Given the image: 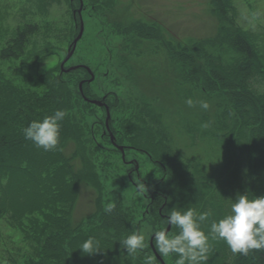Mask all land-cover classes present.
<instances>
[{
  "label": "trees",
  "instance_id": "obj_1",
  "mask_svg": "<svg viewBox=\"0 0 264 264\" xmlns=\"http://www.w3.org/2000/svg\"><path fill=\"white\" fill-rule=\"evenodd\" d=\"M211 4L218 17L215 32L180 45L175 40H168L165 50L169 61L178 68L174 67L175 72L171 73L175 85L179 83V88L188 92L192 87L199 89L204 99L213 102V118L207 112L200 114L195 110L186 115L180 110L171 113L170 106L164 109L158 105L160 102H155L159 96L150 99L127 96V102L122 94L115 95V101L111 102L108 98L112 90L104 96L111 111L110 128L117 144L127 149H131L130 146L140 148L162 169L160 177L145 182L144 195L150 202L148 213L153 224L165 222L164 216L172 207L194 208L197 212L209 213L203 224L206 233L213 220L229 212L232 201L228 199H235L238 194L261 197L264 185L261 181L264 172V91L255 87L258 77L264 80V49L255 34L239 24L230 0H211ZM150 26L160 28L159 34L165 35L154 21L141 19L140 23L124 28L123 32L132 35L129 34L122 46L130 48V43L142 34L144 37L155 36ZM40 30V22L36 21L18 26L15 35L0 50V58L21 59L32 37ZM155 50L154 54L160 58V50ZM118 58L115 70L107 73L115 83L113 75L118 74L117 69H124L128 57L124 54ZM68 75L57 76L45 91L19 88L2 76L8 93V97H0V182L1 179L9 182L4 192L5 188L11 190L14 182L22 179L25 180L23 185L33 183L36 178L34 167L43 162L53 164L51 171L41 173L47 181L52 179L50 187L39 189V199L28 210L26 202L17 205L10 202V198L0 202V211L4 214L11 208L17 211L9 218L18 223L27 211H43L41 217L33 214L29 218L32 225L27 224L22 230L28 243L21 252L19 246L4 247L9 253L5 257L0 249L3 264H142L141 258L128 257L126 252L122 254L119 242L130 234L133 226L139 230L140 223H133L132 217L128 222L123 216L119 193L113 190L105 194L102 171L98 168L100 163L104 169L117 166L119 172L120 167L113 164L112 159L121 150L102 129L103 120L97 121L94 127L89 125V103L83 99L80 90L71 89L73 77L69 80L65 78ZM86 76L90 78V75ZM89 84L83 85V94L99 99L89 91ZM56 110L67 113L61 122L60 145L56 151L44 152L25 139L23 129L32 120H43ZM101 131V139H98L97 134ZM126 141L128 145H124ZM106 143L112 148H107ZM72 144L73 149L68 154L66 149ZM129 172L127 178L131 181L133 174L131 170ZM236 181L238 187H235ZM84 184L95 189V206L89 214L75 219L74 209ZM26 187L23 186L22 191L19 187V193L23 195ZM48 190L55 195L50 197ZM107 195L106 203L104 197ZM63 197L69 202L68 207L61 206ZM108 203L115 204L110 213L105 212ZM147 216L145 212L144 219ZM170 231L178 234L179 229ZM89 237L96 238L105 250L96 255H83L78 246ZM210 246L207 264H264V250H254L245 257L232 253L220 240L210 239ZM151 249L148 246L146 251L151 253ZM170 258L171 264H175V257ZM156 264H161L157 258Z\"/></svg>",
  "mask_w": 264,
  "mask_h": 264
},
{
  "label": "rangeland",
  "instance_id": "obj_2",
  "mask_svg": "<svg viewBox=\"0 0 264 264\" xmlns=\"http://www.w3.org/2000/svg\"><path fill=\"white\" fill-rule=\"evenodd\" d=\"M230 1L235 7L239 24L254 33L256 40L260 41L261 47L264 49V0ZM80 8L81 15L78 13ZM81 16L84 22L83 36L79 40L73 56L64 64L65 70L71 67H75V69L64 71L62 64L74 39L80 32ZM141 19L149 22L154 21L163 29L165 35L159 34L160 28L156 29L155 26H150L151 31L155 32V36L146 35L144 37L142 34L141 37L135 38L130 43L132 49L129 46L124 48L123 43L130 37L129 34L132 35V33L123 32L124 28L140 23ZM34 21L40 22L41 30L32 37L24 56L19 60L0 58V97H8L2 76L19 88L45 91L53 84L57 76L69 73L65 78L71 80L70 78L73 77V81H70L72 90L79 91L81 81H84L83 85L91 83L89 91L95 94L99 98L98 100H101L111 90L112 95L108 98L111 102L115 101V95L118 94L124 95L126 102L127 96L128 98L130 96H147L148 99L159 96L160 98L155 102H160L158 105L164 109L170 106L171 113L180 110L183 115H186L195 110L200 114L207 112L213 118V102L204 99L199 89L196 90L192 87L188 92L181 90L179 83L176 82L178 87L175 85L171 73L175 72L174 67L177 68V65L169 61V57L166 55L168 52L165 50V46L169 45L168 40H175V43L180 45L193 39L212 35L215 32L218 17L213 10L211 0H0V50L5 46L6 41L15 35L18 26ZM154 49L160 50V58L154 54ZM124 54L128 57L127 62L124 69H117V75L114 73L113 77L117 82L115 83L107 73L109 70L111 72L112 69L115 70V65L118 64L117 60L119 61L118 57ZM85 66L95 75L91 82L87 81L91 77L86 76L90 73ZM161 72L163 76L160 74ZM161 81L164 84L160 83ZM255 87L264 91V80H261V77H258ZM81 94L83 99L89 103V113L87 114L89 125L94 127L97 121L103 120L102 129L106 131V110L98 105L91 106L93 103L86 99L91 98L82 92ZM189 98L195 102L192 107L185 103ZM201 100H206L209 103L208 110L200 108L199 101ZM115 115L119 116L116 113ZM112 117L115 118L113 113ZM101 134L102 131L97 134L98 139H101L99 137ZM101 143L105 144L104 141ZM128 144L127 142L124 145ZM106 145L107 148H112L110 144L106 143ZM130 148H125V159H122L121 152L112 159L113 164H118L120 167L119 172L116 169L117 166L104 169L100 163L98 168L102 171L100 175L105 186V194L113 190L120 194L123 216L127 218L128 222L132 217L133 223H140L139 230L145 234L146 243L152 248L151 238L154 231L167 229L168 225L165 222L157 226L153 224L154 221L148 213L150 202L147 195H144L146 188L144 187L143 194H138V187L142 183L145 185V182L151 181L155 177H160L162 169L155 165L145 151H141L135 146H130ZM72 149L73 144L66 149V152L69 154ZM41 164V166L32 167L36 171V178L30 185H23L25 180L22 179L14 182L11 190L10 187L5 188L6 192H4V187L9 182L1 179L0 202L8 198H10V202L17 205L26 202V206H29L26 209L28 210L34 201L39 199V189H45L42 187L47 186L49 188L52 182L51 178H48L50 181H47L46 176L41 173L51 171L53 164L47 162ZM22 166L25 167V165ZM130 170L133 174L131 181L128 179ZM116 172L118 176H116ZM113 174L115 175L113 176ZM261 181L264 184V172ZM16 186L18 189H15ZM23 186H27L24 196L19 193V187L22 191ZM235 187H238V181H236ZM48 191H50V197L55 195L52 190ZM261 191V195L264 196V185ZM95 195V189L89 184H84L80 188V195L74 209L75 219H80L94 209ZM107 198L108 195L104 197L106 203L108 202ZM63 204L67 207L69 204L64 197L61 206ZM46 208L48 207L44 208L47 211ZM9 210L11 212L9 211L8 214L0 211V217L3 216L0 219V249L5 257L9 253L4 250V247L13 249L19 246L22 247L20 252L24 249L28 238L22 230L25 229V225H32L29 218L33 214L41 217L43 212L41 209L27 211L21 220V223L24 222L22 227L21 223L9 218V215L17 211L13 208ZM145 212L148 214L147 219H144ZM151 250L150 254L156 256L153 249ZM1 255L0 252V264H3L4 258H1ZM121 257L126 260V257L125 259L124 256ZM160 257L166 264H171L170 257ZM157 260L159 259L157 258Z\"/></svg>",
  "mask_w": 264,
  "mask_h": 264
},
{
  "label": "clouds",
  "instance_id": "obj_3",
  "mask_svg": "<svg viewBox=\"0 0 264 264\" xmlns=\"http://www.w3.org/2000/svg\"><path fill=\"white\" fill-rule=\"evenodd\" d=\"M185 103L192 107L194 101L189 98ZM203 110L210 108L206 100L199 101ZM67 113L56 110L54 114L43 120H32L23 129L26 140H30L44 152L56 151L60 145L61 122ZM145 185L138 187V194H143ZM231 200L230 210L217 220H213L206 233L203 224L209 218L208 212H197L194 208H176L164 216L165 223L171 229H179L173 234L168 229L153 233V245L156 252L163 257H175V264H207L211 250L210 239L226 243L234 254L248 256L254 250H264V196L250 198L246 194H238ZM114 203L105 205V212H112ZM121 253L128 257L141 258L142 264H156V258L146 251L145 234L135 226L130 234L119 240ZM78 249L85 256L101 253L105 250L100 242L89 237Z\"/></svg>",
  "mask_w": 264,
  "mask_h": 264
},
{
  "label": "water",
  "instance_id": "obj_4",
  "mask_svg": "<svg viewBox=\"0 0 264 264\" xmlns=\"http://www.w3.org/2000/svg\"><path fill=\"white\" fill-rule=\"evenodd\" d=\"M72 1H73V0H72ZM80 1H82V0H80ZM78 13H79V14L81 13V8L78 10ZM80 15H81V14H80ZM83 33H84V22H83V19H82V16H81V17H80V32H79V34L77 35V37L74 39L73 44H72V46H71V48H70V50H69V53L67 54V57H66L65 61H64L63 64H62V69H63L64 71H70V70L75 69V67H71V68L65 70V69H64V64H65V62H67V61L73 56V54H74V52H75V50H76L77 44H78L79 40H81V38H82V36H83ZM85 68L88 69V71H89V73H90V75H91V78L88 79L87 81H88V82L93 81L94 78H95L94 73H93L88 67L85 66ZM83 83H84V81H81L80 86H79V87H80V91H81L82 93H83ZM86 99H87V100H90V101H91L93 104H95V105H98V106H101V107H102V106H105V108H106V113H107V117H106V129H107V131L109 132V135H110L111 141L113 142V144H114L119 150H121L122 155H123V159H125V147L122 146V145H118V144L115 142V136H114L113 132H112L111 129H110L109 122H110V118H111V112H110V109H109V107L107 106V104L104 102V98L101 99V100H98V99H88V98H86ZM136 168L138 169V165H137ZM167 229H168L169 231L171 230V228H170L169 226L167 227ZM151 246H152V249H153V251H154L156 257L160 260L161 264H166L165 261L160 257V255L158 254V252H156V250H155V248H154V245H153V237L151 238Z\"/></svg>",
  "mask_w": 264,
  "mask_h": 264
}]
</instances>
